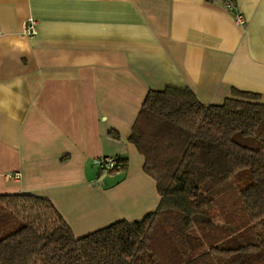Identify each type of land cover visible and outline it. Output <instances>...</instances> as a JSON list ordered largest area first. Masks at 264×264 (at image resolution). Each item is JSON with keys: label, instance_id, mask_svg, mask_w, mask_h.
<instances>
[{"label": "crops", "instance_id": "0c3cea01", "mask_svg": "<svg viewBox=\"0 0 264 264\" xmlns=\"http://www.w3.org/2000/svg\"><path fill=\"white\" fill-rule=\"evenodd\" d=\"M235 1L244 24L223 0H0V193L51 199L77 236L156 210L128 140L147 93L264 101V0ZM118 155L126 171L100 172Z\"/></svg>", "mask_w": 264, "mask_h": 264}, {"label": "trees", "instance_id": "16d2710c", "mask_svg": "<svg viewBox=\"0 0 264 264\" xmlns=\"http://www.w3.org/2000/svg\"><path fill=\"white\" fill-rule=\"evenodd\" d=\"M128 140L156 181V210L77 236L51 199L0 193V264H264L260 93L206 104L189 86L152 89ZM114 157L107 172L126 171Z\"/></svg>", "mask_w": 264, "mask_h": 264}, {"label": "built area", "instance_id": "2783aa9c", "mask_svg": "<svg viewBox=\"0 0 264 264\" xmlns=\"http://www.w3.org/2000/svg\"><path fill=\"white\" fill-rule=\"evenodd\" d=\"M225 4L231 8L232 10H235L236 8V1L235 0H223ZM236 11V20L244 24L245 23V17L242 13ZM37 33V20L36 19H30L25 27V34L32 37ZM101 163L105 166L106 169H113V167L116 165V157L114 156H105L101 159ZM10 177L12 176L15 179H20L21 177V172H16L13 175H9Z\"/></svg>", "mask_w": 264, "mask_h": 264}, {"label": "rangeland", "instance_id": "374dc122", "mask_svg": "<svg viewBox=\"0 0 264 264\" xmlns=\"http://www.w3.org/2000/svg\"><path fill=\"white\" fill-rule=\"evenodd\" d=\"M133 164H134V162H133ZM99 169H100V172H101V170H102V171L105 172V174H107V169L105 168V166H104L102 163L99 164ZM110 184H111V183H110Z\"/></svg>", "mask_w": 264, "mask_h": 264}]
</instances>
